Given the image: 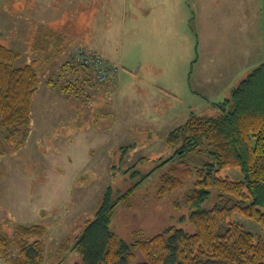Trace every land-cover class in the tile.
I'll list each match as a JSON object with an SVG mask.
<instances>
[{
	"label": "rangeland",
	"instance_id": "1",
	"mask_svg": "<svg viewBox=\"0 0 264 264\" xmlns=\"http://www.w3.org/2000/svg\"><path fill=\"white\" fill-rule=\"evenodd\" d=\"M195 1L189 0L191 8L186 6L191 13L189 20L193 18L190 23L186 22L187 10L175 13V24L185 32L176 31L181 36L185 33L189 43H183L180 37L170 49L165 40H147L152 44H143L139 51L129 50L130 29L125 27L120 53L126 57L128 67L125 71L120 67L117 75L122 74V79L115 89L112 82L117 75L100 83L90 69L94 78L87 83L82 82L80 71L75 75L63 71L61 79V64H79L74 54L68 57L72 50L58 55V32L68 41L78 34L74 43L114 46L119 44L115 38L120 31L114 30L117 20L126 18L128 23L135 8L142 7L140 16H144L145 10L163 8L165 1L0 0V43L16 46L15 51L20 53L16 66L36 61L40 70L26 144L13 149L0 140V230L12 236L17 225L43 226L44 264H79V254L71 252L70 247L85 222L93 219L105 189L111 186L114 192H125L139 180V176L130 177L132 172L146 174L159 159L169 158L173 149L165 144L168 133L184 124L191 113L220 116L222 111L215 105L229 97L230 89L251 72L216 83L202 76L205 72L196 65L199 10ZM58 11L76 16L79 26L74 22L70 28L69 24L68 28L58 27ZM108 13L112 15L111 27ZM24 21L38 23L27 27H31L28 38L9 34L21 31ZM155 36L165 37V32H156ZM51 50L54 55L46 61ZM66 74L75 83L67 93L59 88ZM51 77L55 86L49 87L46 81ZM164 172V167L154 170L132 195L129 207H115L109 227L119 238L129 241L136 230L146 237L153 236L170 225L188 233L194 231L183 220L190 211L183 203L189 183L163 198L157 197V184ZM218 176L232 181L243 179L238 168L222 169ZM214 201L211 195L201 206L210 207ZM232 221L251 233L256 242L264 243V231L258 223L241 214H235ZM140 261L136 251L130 264ZM0 264H4L1 259Z\"/></svg>",
	"mask_w": 264,
	"mask_h": 264
},
{
	"label": "trees",
	"instance_id": "2",
	"mask_svg": "<svg viewBox=\"0 0 264 264\" xmlns=\"http://www.w3.org/2000/svg\"><path fill=\"white\" fill-rule=\"evenodd\" d=\"M53 55L49 51L45 60ZM19 58V52L0 44V140L13 149L28 140L31 107L40 82L37 62L16 66ZM66 70L71 74L89 71L67 61L59 67L61 79ZM46 84L55 86L54 77ZM60 84L65 93L75 86L67 74ZM215 106L221 109L220 116L191 113L184 124L170 131L165 144L173 154L159 159L146 174L132 172L130 177L139 176V180L125 192H114L111 186L105 189L93 219L85 222L70 247L79 254V264H130L136 251L141 257L137 264H264V243L232 221L241 214L264 231V62ZM163 167L156 195L163 198L189 183L183 203L190 211L183 220L194 231L170 225L153 236L136 230L129 241L119 238L109 227L115 207H129L137 188ZM225 168H238L243 179L219 177ZM211 195L214 204L203 208ZM44 233L37 224L17 225L12 236L0 230V259L6 264H44Z\"/></svg>",
	"mask_w": 264,
	"mask_h": 264
},
{
	"label": "crops",
	"instance_id": "3",
	"mask_svg": "<svg viewBox=\"0 0 264 264\" xmlns=\"http://www.w3.org/2000/svg\"><path fill=\"white\" fill-rule=\"evenodd\" d=\"M149 1H165V5L158 11L157 9L159 8L156 9V7L151 10H145L144 16H140V9L142 7H137L131 11L132 13L128 23H126V18L117 20L114 30L117 32L120 31L117 35L120 38H115V41L119 42V44L115 43L112 46L111 43H74L73 39L78 35L77 33V35L70 37V41H68V37L58 32V55L63 51L67 55L72 50L68 55L71 58L74 54L72 52L76 49H86L99 54L107 61L118 65L125 71L127 70L126 67L128 66L126 65L128 63L126 57L120 53V43H122L121 38L124 36L123 31L125 27L130 29L127 30L130 34L128 41L130 43L129 50L137 49L139 51L143 44L146 46L152 44L147 43V40H156L158 42L165 40L170 49L174 46L173 43L179 42L180 37L183 43H189V37H184L185 33L181 36L176 31L177 29L178 31L185 32L184 28L179 29L180 26L175 24L176 11H180L182 8L187 10L186 6L191 8L189 0L184 1L186 5L184 2L182 4L177 2L179 0ZM142 6L144 7V5ZM195 6L199 10H197L198 14L196 15L199 16L197 19V37L199 42H197L198 54L196 65L199 68L202 67L205 72L202 73V76L207 77L208 81H214L216 83L217 80L226 79V77H232V79L234 78L236 80L241 75H245L264 62V0H196ZM156 11L158 16H155ZM108 15V24L111 27L112 15L111 13H108ZM190 15L191 13L187 10L186 22H188ZM192 20L193 18L189 20V23ZM74 22L78 23L79 26V21L76 19V16L71 15L68 11H65V13L58 11V27L63 28L65 26L68 28L66 25L69 24L70 28ZM36 23L35 21L32 23L24 21L21 31L11 32L9 34H21L24 38H28V35L31 34V27L29 29L27 27L33 26ZM75 30L76 32H81L78 30V27H75ZM131 30L134 31L133 36ZM85 31L88 35L90 34L88 28H85ZM156 32H165V37L155 36ZM23 44L25 45V43ZM158 44L156 43L155 46ZM2 45L13 50L16 48L15 45L9 46L8 43H2ZM256 63H258L257 66H255ZM77 73L70 74L75 75ZM82 73L84 75L82 82L94 78L89 71ZM85 74L89 76L86 77ZM121 79L122 74H119L113 80L112 83H114L113 86L115 89L118 88Z\"/></svg>",
	"mask_w": 264,
	"mask_h": 264
},
{
	"label": "built area",
	"instance_id": "4",
	"mask_svg": "<svg viewBox=\"0 0 264 264\" xmlns=\"http://www.w3.org/2000/svg\"><path fill=\"white\" fill-rule=\"evenodd\" d=\"M74 56L78 64L90 69L100 83L113 79L120 69L118 65L105 61L99 54L84 49H76Z\"/></svg>",
	"mask_w": 264,
	"mask_h": 264
}]
</instances>
